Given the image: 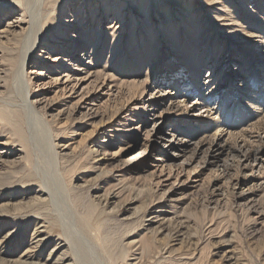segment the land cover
Here are the masks:
<instances>
[{"label": "rangeland", "instance_id": "rangeland-1", "mask_svg": "<svg viewBox=\"0 0 264 264\" xmlns=\"http://www.w3.org/2000/svg\"><path fill=\"white\" fill-rule=\"evenodd\" d=\"M36 1L0 0V264H264V0H44L25 90Z\"/></svg>", "mask_w": 264, "mask_h": 264}, {"label": "bare ground", "instance_id": "bare-ground-1", "mask_svg": "<svg viewBox=\"0 0 264 264\" xmlns=\"http://www.w3.org/2000/svg\"><path fill=\"white\" fill-rule=\"evenodd\" d=\"M37 2H39V6H40L39 13L38 14H34L33 13V16L36 17V18H35V20H32L31 27H30V29L28 31L27 37L25 38V41H24L25 46H24V49H23V54L21 56V61L19 63V66H18V69H17V73L15 75L16 85L20 84L22 86V88H24L25 90L28 89L27 88L28 87V75H27V73L25 71L27 60L30 57L31 53L33 52L34 48L37 46V44H39L40 40L42 39V32H43V29H44V26L42 24V20H43V17H42V10H43L42 4H43L44 0H37L36 3ZM179 74H180V72H179ZM182 78L185 79L184 76H182ZM25 94H26V101L29 102V91H28V93H25ZM260 97L264 99L263 95H261ZM260 97H258V98H260ZM51 144H52V148H53L54 153L57 155L58 154L57 145L54 142V140H51ZM144 153H145V150H144L143 147L141 149H137L136 151H134L133 153H131V154H129L127 156V159L125 160V163H130L131 164L132 162L134 163V162L142 160L143 159L142 157L144 156ZM33 161L36 162V159L33 160ZM36 165H37V163L34 166H36ZM42 185H46L48 187L47 184H42ZM37 193L42 195V194H47L48 192L42 191V190H37ZM0 242H2V239H0ZM109 251H110L109 261L108 262H104V261H100L99 260L98 264H116V261L113 258L114 257L113 250H109ZM94 258H96V260H98L99 257L97 258L95 255H93V258H92L93 262H96V260ZM74 260H76V259H74ZM89 260H91V259H89ZM82 264H84V263H82Z\"/></svg>", "mask_w": 264, "mask_h": 264}]
</instances>
